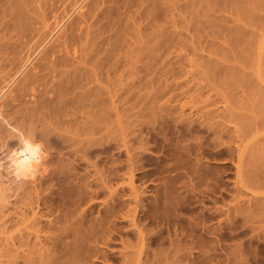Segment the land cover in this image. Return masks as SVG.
Instances as JSON below:
<instances>
[{"label": "rangeland", "instance_id": "rangeland-1", "mask_svg": "<svg viewBox=\"0 0 264 264\" xmlns=\"http://www.w3.org/2000/svg\"><path fill=\"white\" fill-rule=\"evenodd\" d=\"M22 1L20 0V2ZM35 1L30 3L33 9L29 7V0L23 1L28 4L29 8L26 6L24 13H26L25 17L29 18L27 20L24 17L23 22L21 20L17 26L18 28L21 25V32L17 28L13 31L14 26L4 30V24L10 21L5 17L6 11L0 10V17H2V19L0 18V93L11 78H14V74L16 76L18 70H21V67L30 58L31 52L33 58L26 65L25 72L23 71L17 76L19 77L18 80L16 78L17 82L11 87L14 92L8 94L5 99H1L0 103L4 114H10L11 109L13 111L14 108L20 109L24 102L26 103L23 104L22 108L25 109L27 103L34 100L31 96L32 94L37 95V92L32 91L34 87L36 86V91L41 90L40 82H37L38 77L46 75L49 71L48 69L45 71L43 68L47 67V61L49 62V56L46 58V54L49 53L47 50H64V40L68 38V40H72L74 36L70 35L75 31L74 27L81 22L80 20L84 19L80 17L82 15L79 14V11H76V14L74 13L65 24L69 29L65 27V32L62 33L67 34H64L63 38V34H59L61 40L56 42L50 41V37V45L46 46V53L40 56L38 54L41 50H38L37 54L35 49L37 50V47L41 49L39 47L52 34V27L56 25L55 23L61 22L64 19L63 16L71 15L74 10L73 7L75 8L80 0ZM87 1L84 4H88L89 8L90 4L99 0H89V3ZM20 2L19 0H12L11 4L15 6L21 4ZM47 3L52 6L47 5L50 9L45 6ZM7 4H4L3 1L0 9L4 8L3 10H5L6 7L9 9L10 5ZM37 4L38 6H36ZM88 8H85L83 13H89ZM229 9V7L225 9V7L212 5L210 0L206 1L203 4L200 30L191 32L185 54L187 57L185 56L182 63L175 67V75L168 81H165L164 78L161 79L154 88L153 96L150 94L149 97L145 96L138 101L123 103L121 109L129 110L132 105H135L134 111L126 114L127 116L125 115L122 119L127 126L124 127L125 124H123V130L119 128L115 114L100 116L99 119H101L102 124H96L95 130L91 131V155L87 156L84 169L80 172L75 171L76 174L79 173L76 178H66L61 175L55 177L51 191L43 195V197H48L47 204L51 200V204L47 205L46 208L51 205L50 208H53L54 215L60 222L65 220L63 215L65 211H77L79 217L83 215L84 227L91 229V242L83 245L79 258L80 264H125L123 263L124 258L129 255L132 258L127 261V264H136L135 254L137 255L138 252H142L144 257L142 262H145L151 253V260L154 257L160 260L157 264H215L216 262L218 264L222 260L227 262L226 257L236 248L241 251L243 259H245L243 262L241 260L242 263L264 264V220L260 217L253 220V217L250 218V221L247 214L243 215L240 213L241 211H238L241 210L239 204L242 205L243 201L247 202L251 193L244 188L240 191L236 186V166L240 158L238 145L243 143L247 147V151L256 141H259L258 144L263 143L261 145L264 146V100L261 99V96L262 101H260V95L256 97V94L252 95L250 92L255 87L257 89L258 86V91L259 88H261L260 91L264 90V79H259L253 62L257 58L256 50L250 51L243 41L236 46L233 32L242 26L245 32L249 34L256 27L254 25H250L253 28L249 27L248 21L246 24L243 22L245 25L243 26L242 21L238 22L237 15L232 14ZM191 11L189 22L191 23L190 26L194 27V24L195 26L198 25V19L194 8ZM260 13L263 17L264 13ZM260 13L259 16H261ZM56 16L61 17L60 20ZM30 17L33 21L29 20ZM22 23L24 26L26 25V33ZM16 30L17 33L20 32V35L16 33ZM67 30H70L69 33ZM85 31L80 32V36H85ZM75 33L73 32L75 38H78V34ZM256 33L258 34L257 29ZM84 38L86 39V37ZM85 39L83 41L86 43ZM75 40L77 39L73 38V43ZM67 41L65 44H71V41L66 43ZM79 42H82L81 37ZM84 42L80 43L82 46H80L79 52L85 53V51L90 50L88 49L90 48L89 43H86L84 49H81ZM36 43L39 45L37 46ZM76 43L79 46L78 41ZM230 46L234 47L233 52L227 51ZM58 47L60 49H56ZM218 47L220 48L218 49ZM221 51L226 53L221 54ZM210 52L213 53L212 56L209 54ZM63 55L64 53H59V56ZM171 57L174 60H180L183 56H180L178 50H173ZM34 66L37 68L36 71ZM227 67L232 68L239 77L228 78L224 74ZM161 71L162 67L156 66L155 72L160 73ZM35 77H37V81H35ZM28 78L29 80H27ZM31 80L37 82V85L34 83L33 86ZM27 84L31 86V89ZM140 86L141 94L150 91V87L147 88L149 85L145 81ZM91 87L93 86L91 85ZM25 89L27 90L25 91ZM28 90L32 93L31 95L30 92H27ZM258 91L256 93L262 94ZM249 93L253 97H249ZM15 101L18 102L15 104ZM97 120L98 118H94L91 112V121L96 122ZM137 121H139L138 124L134 123ZM2 123L0 122V125H3ZM212 124L213 126H211ZM218 127L220 128L218 129ZM125 129L127 130L125 131ZM216 129L223 133V140L215 136L214 131ZM42 143L36 139L33 145L41 150L42 154L50 152L44 148ZM259 146L252 152L258 155V158H263L264 151L263 155L260 156ZM20 150L21 144L18 139H7L6 144L0 140V164L2 165L0 176L3 175L0 178L3 179L2 181L7 187L12 189L9 191L6 187L7 195L8 193L9 195L12 194L17 183L13 182V176L9 175V170L19 166L21 162L19 159ZM130 156H133L131 157L133 163L130 162ZM53 157L47 158L46 156L48 163H46L47 165L42 164L41 167L47 169L51 167L66 173L70 170L72 172L76 165L73 159H68V156L54 157L57 160L52 159ZM49 161L55 163V166L54 164L51 165ZM131 164L134 169L130 172L131 167L129 165L131 166ZM252 167L254 168V166ZM252 167L250 166V169L253 170ZM8 168L10 169L7 171ZM255 168L256 173L264 176V163L262 161L256 160ZM82 177L86 179V182L91 183V195L88 194L89 197H87L88 195L84 196L86 197L85 200L84 197L81 199L83 195L81 191V187H83ZM131 178L133 182H131ZM5 185L0 187L5 188ZM132 188H135L134 191ZM255 190L261 194L259 196L262 198L260 204L263 206L264 187ZM16 200L14 197H9L8 201L12 203L10 208L14 207L12 205ZM43 207L45 208V206ZM45 210L47 212V209H44V212ZM209 227L211 230L213 229V233L214 230H220L221 233L217 237L218 240L222 239V244L219 243L220 241L218 242L217 238H214L215 243L213 242L214 245L220 244H218L219 246L216 245L220 249V252L218 251L220 254L217 252L218 255L211 251V248L215 246L211 244L212 247H210V241L213 240V235L218 231L213 234ZM141 234L147 239V246H144L143 249L139 245L141 238L138 239ZM147 241L151 244L149 245ZM177 241H183L180 243L187 244V247L182 245L184 246L182 250L189 249V246L192 249L193 246V251L190 249L183 250L184 252L180 251L181 254L182 252L183 254L188 251L191 252L189 261H187L189 253L181 255L185 260L177 259L179 256H174ZM70 242L71 239L54 244V246L63 250L67 245L69 246ZM180 243L177 244L180 245ZM182 246L180 245L178 249L180 250ZM209 249L212 252L210 255L207 253ZM211 254H215L217 259L212 258ZM208 255L210 259L208 257L207 260ZM232 262L238 263L234 260ZM232 262L231 264H233Z\"/></svg>", "mask_w": 264, "mask_h": 264}, {"label": "bare ground", "instance_id": "bare-ground-1", "mask_svg": "<svg viewBox=\"0 0 264 264\" xmlns=\"http://www.w3.org/2000/svg\"><path fill=\"white\" fill-rule=\"evenodd\" d=\"M3 1L4 4L8 3L10 5L9 9H7L8 7H6L5 10H3L4 8L0 9L3 12L6 11L5 17L10 21H8L9 23L6 22V24H4V30H8L11 26H14V31V29H16L20 24V21L25 17L26 13L24 12L28 7V4H25L27 1L24 3L23 1L25 0L22 2L19 0L21 4H17L15 6H12V0H0V5ZM29 1L30 2L28 3L30 4L33 0ZM85 1L87 0H80L75 5V8L73 7V13L71 15L68 14L66 17L63 16L64 19L61 20V22H58L57 20L56 23L54 22L56 25L52 27V34L49 37L47 36V40L43 42L44 46L41 45L39 47L41 49H38L37 46L39 43L38 45L36 43L37 46L35 47H37V50L35 48L34 49L37 54L38 50H41L38 54L41 56V54L46 53V46L51 40L52 42L61 40L59 38V34H63L62 32L65 30L66 22L74 15L76 11H79V14L82 15L80 17L84 18L83 20H80L81 22H79L77 25L75 24L77 26H75L76 28L73 26L75 29L73 32H76V35L78 34V38H75V35L71 31L73 35L71 34L70 36H74L73 38L77 39L75 40V43H73V38L72 40H68V38L64 40V45L62 44L64 46V50H47V52L49 51V53L46 54L47 56L44 54L46 58L49 56V62L47 61V67L43 68L45 71L46 69L49 71H47L48 73L46 75L44 74L42 77H38V81L36 80L37 77H35V81L38 83L40 82L39 87H41V90L36 91L37 88L35 89L36 86L34 87L35 90L33 89L32 91L37 92V95H33L30 90L27 91L30 92V95L32 94L31 96H33L32 98L34 100L32 102L28 101L29 103H27V108L25 107V109H23L22 106L26 102L22 104L20 109L14 108L13 111L11 109L10 114L6 113V111H4L6 114L2 112V104L0 103V122H3V125H0V140H3V144H6L7 139L9 140L10 138H15L18 139L21 144V150L19 154V159L21 162L19 166L17 168H13L12 170L10 169L11 167L7 169V171L10 169V174H8L13 176V182H17L16 186L15 184V187L13 186L14 190L12 194H6L5 190L7 186L5 185L4 181H2L3 179L1 180V176L3 175L0 176V186L5 185V188L0 187V264H80L79 258L83 245L91 242V229L84 227V220L82 218L83 215H80L79 217L77 211H65L63 213L65 220L64 222H60L58 218L55 217L52 210L53 208H50L51 205L46 208L47 205L51 204V200L49 201V204H47L48 197H43V195L51 191L53 179L55 177L61 175L65 176L66 178H76V175H79V173L76 174L75 171L80 172L84 169V162L87 156L91 155V131L95 130L96 124H102L101 119H99L100 116H110L115 114V117L117 118H115L117 120V124L119 128L123 130L124 127H127L125 124L126 122L123 123L122 121L123 117L128 113L130 114V112L132 113L135 109V105H132L129 110L121 109L123 103L138 101L145 96L149 97L150 94H153L155 86L161 81V79L164 78L165 81H168L175 75V67L182 63L185 56L187 57L185 54L187 53V42L191 37V32H197L200 30L199 25L201 24L200 22L203 16V4L208 0H99L96 2L93 0L95 3L93 2L90 4L89 8L88 4H84ZM210 2L212 5L220 6L221 8L225 7V9H228L229 7V10L232 11L231 13L237 15L235 16L238 18V22L242 21V23L240 22L241 24H243V22L246 24V21H248L249 23H247L249 27L252 25L256 27L258 34L256 33L255 28V30L253 29L254 31L252 30V32L248 34L245 32V29L242 26L233 30V32L236 46L239 45L241 41H243L250 51L256 50L257 58H255L253 62L256 66L259 79L263 80L264 16L262 17L260 12L264 13V1L210 0ZM47 5L48 3L45 4L46 7ZM36 6H38V4ZM29 7H31V4ZM33 7L35 8V6ZM49 7L47 8L50 9ZM42 8L45 9V7ZM85 8H88V11L90 10V12L87 14L83 13ZM193 8L198 19V25L195 26L194 24V27H191L189 18L192 12L191 9ZM34 12L36 13V11ZM259 13L261 16H259ZM36 15L38 17V13ZM39 17L41 19V16ZM0 18L2 19V17ZM57 18L60 20L61 17ZM4 19L2 20L3 22ZM29 20H31V17ZM31 21H33V19ZM72 22L74 23V21ZM244 24L243 26H245ZM22 26H24L23 23ZM25 26L23 30L26 33ZM246 27L248 26L246 25ZM67 28L68 26L66 29ZM17 30L21 32V25L17 28ZM23 30L22 32H24ZM67 31L69 33L70 30ZM84 31L86 32V35L80 36V32L82 33ZM20 32L17 34L20 35ZM64 34L62 35V38ZM79 36L81 37L82 42H84L83 39L86 37V43H89L88 45H90V48H88L90 50H87L86 48L88 52H79L80 46H82L80 45L82 42H79ZM50 37L51 39L49 41ZM67 40L71 41V44H65V41ZM68 41L66 43H68ZM76 41H78L79 46ZM86 43L84 42L81 49H84ZM219 48L220 47H218V49ZM56 49L60 48L58 47ZM173 50H178L180 52V56L183 57L180 60H174L173 57H171ZM227 51L233 52L234 47L230 46ZM31 53L29 54L30 58H28V60L21 67V70H18L16 76L14 74V78H11V80L5 86V89L3 88L4 90L0 93V101L1 99H5L8 94H12V92H14L12 91L13 89H11V87L15 84V82H17L16 78L17 80L19 78L17 76L20 75V73L22 74L26 65L29 64L31 59H33ZM59 53H64V55L59 56ZM220 53L224 54L226 52L221 51ZM209 54L211 56L213 55L212 52ZM36 60L35 62H37ZM38 65L39 64H37V66ZM158 65L162 67V71L160 73L155 72L156 66ZM34 69L36 71L37 68L35 67ZM32 72L33 71H31V73ZM224 72L228 78L239 77V75L234 73L230 67H227ZM27 80H29V78ZM33 80H31L32 85L35 83ZM144 81L147 83V85H149L147 88L150 87V91L147 89L149 92L141 94L142 90H139V88H141L140 85ZM37 82L34 85H37ZM91 85L93 87H91ZM29 87V89H31V86ZM258 87L257 89L255 87L250 92H252V95L256 94V97L260 95L259 100L262 101L261 99L264 100V90L260 91L261 88H259L258 91ZM27 89H25V91ZM254 90L255 93H253ZM256 91L261 92L262 94L256 93ZM154 94L156 95V93ZM252 95L249 93V97ZM261 96L262 98L260 99ZM105 99H107L106 102H104ZM16 102L18 101H15V104ZM16 107L18 106L16 105ZM91 112L94 118H98L96 122L91 121ZM138 122L139 121L134 123L138 124ZM123 124H125V126ZM211 126H213V124ZM219 128L220 127H218V129ZM127 129H125V131ZM219 131L220 130L217 131L216 129L214 134L218 139H222L224 135L222 136L223 133ZM36 139H38V141L41 143L43 142L42 144L45 146L44 148L50 152L47 151L48 153L42 154L41 150L35 148L33 144L35 143ZM258 142L259 141L254 142L251 147H249L248 151L247 147L244 146L243 143V146L241 144L238 145L240 149H238L240 151V153L238 152L240 158L236 166V186L240 191H242L243 188L250 191L251 197H248L250 199L247 202L243 201L242 205L239 204L240 208L237 207V205L236 207L241 209L238 210L241 211L240 213L243 215H248H246L249 218L248 220H250V218L252 219L253 217V220L256 217H260L264 220V204L261 206L262 204H260V201H262V198L259 197L261 194L258 193L259 191L255 190L256 188L264 187V176H260V174L256 173L257 170H255L257 169L255 168L256 160L262 161L264 163V156H262L264 146L261 145L263 143L258 144ZM258 146L260 150L259 155L263 157H260L261 160L258 158V155H255V153L252 152V150ZM261 149L263 150L261 151ZM63 151L66 152L63 153ZM247 153L248 155H245ZM44 154H47V158L50 156H54L55 158L59 156H68V159H73V162L76 164L73 168L74 172L73 169L72 172L69 169L70 171H66L65 173L64 171L61 172V170H55L54 168L52 169L50 166H48L50 167L48 168L50 170H48L46 167H41L42 164L48 163V160ZM54 157L52 159H54ZM131 157L133 156L129 157L130 162ZM53 164L55 166V163L51 162V165ZM250 166H254L255 169L253 167V170L250 169ZM129 167H131V172V170L134 168H132V164L131 166L129 165ZM1 168L2 165L0 164V171ZM9 175L8 177H10ZM84 179L85 178L82 177L83 187H81V191L83 195L81 196V199L88 194L91 195V183L86 182V179ZM130 180L133 182L132 178ZM9 183H7L8 186ZM7 188L9 191L12 190L10 187ZM134 189L135 188H132L133 191ZM89 195L87 197H89ZM9 197H14L17 199L12 205L14 206L13 208H10V204H12L10 201L12 200L10 198V201H8ZM85 198L86 197H84V200ZM43 206H45V208ZM43 208L47 209V212L46 210L44 212ZM234 212L236 213V211ZM209 228L211 230V227ZM212 230L210 232H212ZM217 231L218 233H216ZM203 232L205 233V231H202V233ZM219 233L220 230H214L213 234L215 235L212 234L213 240L211 239L212 241H210V247H212L211 244L215 246L214 248H211L213 253H217L218 251L220 252L219 247L216 246L219 243L222 244V239L218 240L217 237V235L219 236L221 234ZM140 238L141 240L139 245L143 249L144 246H147V239H145L142 234L138 239ZM214 238H217L218 242H220L214 245ZM69 239H71L69 246L67 245V247L63 250H60L54 246V244L63 243ZM180 242L183 241H177V243ZM177 243L175 245L178 246L179 244ZM150 244L151 243L149 242V245ZM180 245L186 246L187 244L180 243ZM177 246L176 248L178 249L179 246ZM183 247L184 246H182L180 250H177L176 248L174 249L176 252L174 256H179L177 259L183 260L184 258L181 257L184 252L183 250L187 251L190 249L189 246V249L185 248L182 250ZM221 247L223 246L221 245ZM192 249H190V251H193ZM181 250L183 251L182 254L180 253ZM190 251L186 253H189L187 261L190 260L189 257L192 255H190ZM207 253L210 255L212 252H210L209 249V252ZM122 254L123 252L121 255ZM147 254L148 253H146V255ZM209 255L207 256V260L208 257L210 259ZM214 255L215 254L212 255V258L217 259ZM123 256L124 255H122V257ZM135 256L136 260H134L137 263H134L136 264L159 263V259L154 257L159 255H154L152 260V254L150 259L147 255L148 259L146 260L145 258V262H142V260H144L142 252H138L137 255L135 254ZM131 258L132 256L129 255L124 258L126 262H122L127 264V261L131 260ZM162 259L164 260V257ZM226 260L227 262H223L222 260L219 261L218 264H231L232 260L241 264L245 259H243V254L241 251L236 248L234 251L229 253L228 257H226Z\"/></svg>", "mask_w": 264, "mask_h": 264}]
</instances>
